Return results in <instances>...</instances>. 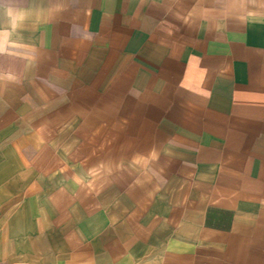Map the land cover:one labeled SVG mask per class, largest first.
Instances as JSON below:
<instances>
[{
  "label": "crops",
  "instance_id": "0c3cea01",
  "mask_svg": "<svg viewBox=\"0 0 264 264\" xmlns=\"http://www.w3.org/2000/svg\"><path fill=\"white\" fill-rule=\"evenodd\" d=\"M0 264H264V0H0Z\"/></svg>",
  "mask_w": 264,
  "mask_h": 264
}]
</instances>
